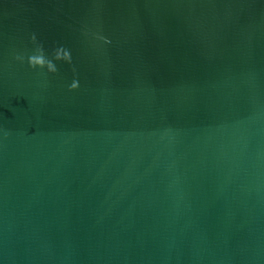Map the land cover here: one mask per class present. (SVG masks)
Segmentation results:
<instances>
[{"label":"water","instance_id":"obj_1","mask_svg":"<svg viewBox=\"0 0 264 264\" xmlns=\"http://www.w3.org/2000/svg\"><path fill=\"white\" fill-rule=\"evenodd\" d=\"M0 264H264V0H0Z\"/></svg>","mask_w":264,"mask_h":264},{"label":"clouds","instance_id":"obj_2","mask_svg":"<svg viewBox=\"0 0 264 264\" xmlns=\"http://www.w3.org/2000/svg\"><path fill=\"white\" fill-rule=\"evenodd\" d=\"M101 39H105L104 37H101ZM32 41L34 44H36L35 48V54L30 55L28 57V63L32 68H47V70L50 73H56L58 71L55 61H66L68 63H71V53L69 50H66L64 48H57L53 52V58L49 59L45 48L42 44L37 43V38L35 34L32 36ZM17 59L20 61H23V56H17ZM79 87L78 81H73V83L70 85V90H75Z\"/></svg>","mask_w":264,"mask_h":264}]
</instances>
